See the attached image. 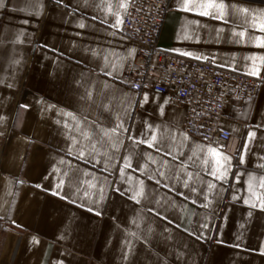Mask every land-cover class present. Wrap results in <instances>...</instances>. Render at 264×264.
I'll use <instances>...</instances> for the list:
<instances>
[{
  "label": "crops",
  "instance_id": "0c3cea01",
  "mask_svg": "<svg viewBox=\"0 0 264 264\" xmlns=\"http://www.w3.org/2000/svg\"><path fill=\"white\" fill-rule=\"evenodd\" d=\"M129 1L0 0V264H264V84L225 151L188 135L121 83ZM161 1V50L264 80V0Z\"/></svg>",
  "mask_w": 264,
  "mask_h": 264
},
{
  "label": "built area",
  "instance_id": "2783aa9c",
  "mask_svg": "<svg viewBox=\"0 0 264 264\" xmlns=\"http://www.w3.org/2000/svg\"><path fill=\"white\" fill-rule=\"evenodd\" d=\"M168 10V1H129L120 34L136 44V53L121 83L137 94L149 90L168 97L184 110V132L225 151L231 139L219 127L225 108L242 112L264 80L161 50L157 43Z\"/></svg>",
  "mask_w": 264,
  "mask_h": 264
},
{
  "label": "snow or ice",
  "instance_id": "6c2138e0",
  "mask_svg": "<svg viewBox=\"0 0 264 264\" xmlns=\"http://www.w3.org/2000/svg\"><path fill=\"white\" fill-rule=\"evenodd\" d=\"M193 7H196V6H193ZM200 8H202V9H205V10H202V11H199L197 14H199V15H204V16H208V15H211V13L209 12V11H207L206 10V8H213V7H215L216 9H218V11H219V15H216V16H214L213 18H215V19H220V20H224V18H225V11H224V9H225V7H226V5H224L223 3H221V4H218V5H214V4H208L207 6H204V5H200L199 6ZM182 10H185V11H189V10H191V9H189V7H188V5L187 4H185L184 6H183V9ZM242 11H244V12H247L248 11V9L247 8H244V9H242ZM120 21H118V23H119ZM80 27H83V25H80ZM261 29L262 30H264V24H261ZM240 35H243V33H240ZM258 46H264V40H261L260 41V44L258 45ZM187 54V53H186ZM115 65H113V68L115 69ZM253 74H256V73H253ZM147 100H148V97L147 96H145V98H144V102H147ZM22 107H27L26 105H22ZM161 112L163 113V109H161ZM68 115H71V113H69ZM254 135V133H249V137L251 138L252 136ZM156 140V136L155 135H153V137H152V141H148L147 143H148V146L149 147H152L153 146V141H155ZM140 143H145V141H140ZM209 153L210 154H212V155H214L215 157H217V164L218 165H221V161H220V159H219V156H220V154L218 153V152H216V150L215 149H209ZM81 155H83V153H81ZM227 157H224V160L225 161H227ZM126 166H130V163H128V162H126ZM221 166H223V165H221ZM214 175H215V173H213ZM226 175V169H225V171L224 172H221L220 173V176L218 177V179L219 178H223L224 176ZM143 182H141V184H142ZM187 186V185H186ZM213 187H215L214 185H209V189H211V188H213ZM261 187H264V183H262L261 184ZM251 188H252V185H251V182L249 183V189H250V191H251ZM142 193H143V188L141 187V190L139 191V192H137V193H135L134 195H133V197H132V199H137V197L138 196H140V195H142ZM137 202H139L138 200H137ZM249 201H245V203H248ZM253 207H255V205L253 204L252 205ZM260 207L262 208V209H264V200H261V204H260ZM91 210V209H90ZM100 213L99 212H97V215H99ZM249 215H251V213H249ZM262 253H264V249H262Z\"/></svg>",
  "mask_w": 264,
  "mask_h": 264
}]
</instances>
